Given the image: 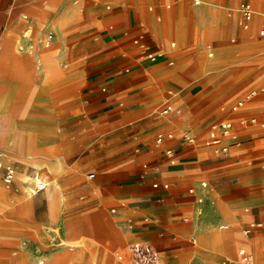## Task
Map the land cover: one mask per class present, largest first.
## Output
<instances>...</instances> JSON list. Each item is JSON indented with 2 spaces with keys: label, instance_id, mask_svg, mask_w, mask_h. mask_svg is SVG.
I'll list each match as a JSON object with an SVG mask.
<instances>
[{
  "label": "crops",
  "instance_id": "0c3cea01",
  "mask_svg": "<svg viewBox=\"0 0 264 264\" xmlns=\"http://www.w3.org/2000/svg\"><path fill=\"white\" fill-rule=\"evenodd\" d=\"M168 1L174 8L173 19L165 14L160 0H146L145 4L143 0H134L138 2V6L134 3L138 15V22H135L128 11L114 14L111 10L116 8L115 4L106 7L90 3L92 0H0V96L6 85L13 86L9 107L10 137L15 135L17 142L23 143L25 154L37 140L53 146L52 151L54 149L55 126L48 125L41 138L22 137L16 130L13 108L23 64L17 52L19 37L39 30L44 24L58 21L60 26L63 25V31L74 33L64 42L74 50L71 59L76 69L70 74V79L84 81V86L82 83L73 86L70 104L60 111V185L66 184L71 177H78V170L93 169L87 174L92 184L81 180L77 191L96 192L103 201H116L117 217L131 225L130 234L135 239L131 244H149L160 258L162 255V264L182 262L183 255L190 252L196 241L213 244L216 236L212 230L215 228L212 226L207 232L204 223L219 221L228 223L221 225V230L237 223L251 227L252 238L243 234L246 243L233 238L241 233L220 234L215 230L220 243L222 240L228 244L221 243L216 247L223 256V259H217L216 264H223L227 251L231 250H236L237 257L229 264L248 256L253 264H264V126L240 128L236 114L242 106L236 111L231 108L230 114L221 106L223 103L216 92L217 83L213 82V76L207 74L211 69L206 66L209 64L193 63L184 52H175L166 46L167 36L184 43L191 27L183 18L184 10L177 0ZM194 4L198 2L194 1ZM142 8L145 9L143 22L139 21ZM259 8V1H256L255 9ZM262 11L264 13V4ZM162 15L164 19H161ZM238 27L242 35L252 29L259 32L264 40V27L259 31L258 13L244 21L240 19ZM217 28V25L208 26L200 32V38L213 40L217 36ZM235 42L236 38H232L231 43ZM259 43L264 46V41ZM251 45L242 44L233 51L245 53L264 49L263 46ZM174 46V43L170 44V47ZM219 50L222 61L233 63L230 48ZM212 56V53L207 54L208 58ZM256 62L252 61L251 65L255 66ZM239 66L238 70L248 68L245 63ZM236 72L237 68L225 73L223 79ZM252 83L254 81L246 83L239 91ZM168 86L176 94L171 90L166 93ZM82 96L87 100L86 105L81 103ZM165 100L174 102L175 108L167 105L158 112ZM247 108L264 114V97L256 98ZM252 120L250 125L256 121ZM227 121L235 125L234 134L220 137L219 144L213 145L208 138L211 125ZM184 132L195 138L194 144L185 141L182 137ZM222 147H227V152H221ZM52 151L41 160L56 165ZM0 152L3 154L0 163L19 169V176L26 169L27 173L36 169L35 159L11 161L5 157L9 151L3 146H0ZM99 159L102 165L98 164ZM73 163L80 168L74 169ZM40 171L48 176L54 173L39 170L35 174L48 184L46 180L49 177L42 176ZM90 174L93 178H89ZM1 183L14 193L23 191L15 177L9 185ZM35 187L36 181L31 188L32 193H35ZM42 191L33 197L38 199L41 195L38 193ZM62 203L63 200L59 207ZM43 208L44 218L34 216L31 206L16 207L12 220L0 217V255L24 232L40 224V220L49 224L56 222L53 214L48 213L42 204ZM6 209L5 202L0 199L1 216ZM19 212L30 213L31 217L21 221ZM197 220L201 222L199 226ZM111 224L112 219L106 211L95 207L77 222L67 225L68 236L77 239L85 231L103 246L113 236ZM234 239L249 248L236 246ZM116 240L119 246L117 263H120V257L127 262L123 240L118 235ZM16 253L13 251L12 255ZM197 257L203 264L199 254ZM67 258L68 254L62 252L52 256L48 264H66ZM86 264H99V258L88 260Z\"/></svg>",
  "mask_w": 264,
  "mask_h": 264
},
{
  "label": "rangeland",
  "instance_id": "374dc122",
  "mask_svg": "<svg viewBox=\"0 0 264 264\" xmlns=\"http://www.w3.org/2000/svg\"><path fill=\"white\" fill-rule=\"evenodd\" d=\"M143 1L145 4L146 0ZM160 1L165 14L168 17L174 15V8L170 5L169 1ZM194 1H197L198 4L195 5ZM256 1H259V10L262 11L264 0H177L184 10L183 18L191 26L188 31L189 36L184 43L173 37L167 36L165 38V44L170 50L184 52L193 63L199 62L203 65H212L210 72L207 74L213 76V82L218 84H216V92L220 96V100L223 103L221 106L226 112H231V108L235 106L237 100L243 101L241 110L239 109L236 114L237 123L240 128H260L264 126V114L247 108L256 98L264 97V59H262L264 58V49H261V51H247L245 53H241L240 51L234 53L233 51V49H238L242 44H253L251 45L253 47L263 46L259 43V41H264L262 40L263 37L259 36V32H253L251 29L246 35H242L241 28L238 27L240 19L243 20L240 14L242 5L247 8L249 7L252 16L258 13L259 31L264 27V13L262 11V14H259V10L255 9ZM90 3L102 4L106 7L115 4L116 8L111 10L114 14H122L124 11H128L131 14L132 21L138 22L137 10L134 7V3L138 6V2H134V0H92ZM140 3L143 6L141 1ZM168 6L170 8H167ZM140 11L142 16L139 21L143 22L145 20V9L142 8ZM150 14L155 22V15L153 12ZM170 18L173 19L174 16ZM161 19H164L163 15ZM261 23L263 25L262 28ZM60 24L58 21H53L50 24H44L35 32H26L19 37L17 52L23 64L20 66V78L17 80L18 86L15 95V106L13 108L16 130L22 137H29L35 140L43 136L48 125L55 126L53 151V146L42 144L37 140L34 147L25 154L24 145H20L17 142L16 137H14L15 135L10 137L12 124L9 122V107L13 94V86L6 85L5 91L0 96V146L4 145L3 147L9 151V154L5 157L11 159V161H20L22 158L31 157L35 159V163H45L41 159L52 151V158L56 164V171L53 175L48 176L40 171L42 176L49 177L46 181H48V191L52 192L49 195L50 200H47V198L38 200L35 197L29 200L26 194H23V191L19 190L17 193H14L5 188L0 181V199L7 206L6 213L2 216L0 214V217L4 220H12L16 207L31 206L34 216L38 215L39 218H44L43 213L45 210L44 208L42 209L43 204L48 209V213L51 212L53 214V221L56 222H50L53 224H49L44 220H40V224L24 232L11 246L1 253L0 264H40V262L48 264L52 256H57L62 252L68 254L66 264H86L88 260L97 258H99V264H118L119 246L116 240L117 235L123 240L124 250L127 251L126 264H130L128 249L135 239L130 234L131 225L125 224L122 219L117 217V202L113 200L110 202L103 201L96 192L95 194H90L77 191L81 180L85 184H92L87 179V174L93 172V169L88 167L82 171L78 170V177H71L66 184L63 182L60 185L59 183L58 160L60 157V142L58 138L59 120L62 116L60 111L70 104L69 101L72 99L70 98V94L74 91L73 86L76 83H82L84 86V81L80 82L70 79V74L76 69L74 60L71 59L74 50L69 44L64 45V42L74 33L63 31L64 27L63 25L60 26ZM216 25L218 26V32L213 40L200 38L201 31H204L208 26L214 27ZM232 38H236L235 43H231ZM171 43H174L175 46L170 47ZM222 48L231 49L229 55L233 57V63L222 61V54L219 52V49ZM208 53H212L213 56L208 58ZM252 61H257L255 66L251 65ZM140 62L143 65L144 59ZM240 63H245L248 68L238 70L240 69ZM236 68L237 72L234 75L223 79L225 73ZM250 81H254V83L250 84L243 91H239L241 87ZM168 90L176 94V91L171 86L166 87V93ZM249 96L250 98L246 99ZM80 99L81 103L86 105L85 102L87 100L84 96ZM6 105L7 108H4ZM167 105L175 108L174 102L165 100L157 111L161 112ZM252 119L256 121L250 125L249 122ZM234 131L235 125L232 123V130L227 136L233 135ZM98 164L102 165L101 159H99ZM72 166L74 169L80 168L79 165H75L74 163ZM262 167H264V163ZM15 169V182H18L19 175L17 173L20 170ZM34 171L28 172V175L32 179L35 178ZM34 184L35 181L33 180L28 185V188H33ZM58 187L60 188V192ZM94 189H96V186ZM82 196L84 199L81 200L80 197ZM61 200H63V203L59 207ZM95 207L104 209L107 216L112 219L110 232L114 237H110L108 242L103 244V246L85 231L77 239L68 236L69 229L67 225L77 222L86 212ZM30 217V213L19 212L21 221H27ZM196 223L198 226L201 224L200 220H197ZM229 223L232 224L233 222L229 221ZM227 224L224 221H219L215 224L205 222L204 226L207 232L213 226L220 234L226 232H230L231 234L241 233L235 235L233 238L246 243L244 235L252 238L250 233L251 227L247 228L237 223L232 227L230 226L227 230L220 229L221 225ZM215 230H212L214 235L217 233ZM214 243L206 242L203 244L196 241V245L193 244L194 246L190 249V252L183 255V261L177 264H201L197 257L198 254L203 264H216L217 259H223V256L216 250L219 244L216 241ZM245 245L242 244V247L248 249L249 247L247 245L245 247ZM13 251L17 253L12 255ZM240 252H243V250ZM236 257V250L227 251L223 264H229V261L236 259ZM118 260L120 261L119 264H125L124 258L120 257ZM161 261L162 255L158 264H162Z\"/></svg>",
  "mask_w": 264,
  "mask_h": 264
},
{
  "label": "built area",
  "instance_id": "2783aa9c",
  "mask_svg": "<svg viewBox=\"0 0 264 264\" xmlns=\"http://www.w3.org/2000/svg\"><path fill=\"white\" fill-rule=\"evenodd\" d=\"M240 14L243 20H246L250 17L248 8L245 7L244 5H242L240 8ZM149 57L152 58V56ZM249 97H247L246 99H248ZM242 103L243 101L241 100L238 101L235 104V106L232 107L233 111H236L239 107H241ZM254 121L255 120H252V122ZM231 125L232 124L228 121L216 125L215 124L211 125L208 133V138L210 142L213 145H218L220 141V137L225 136L227 134V132L231 128ZM182 137L189 144L195 143V138L188 132H184L182 134ZM220 150L221 152H227V147H222L220 148ZM14 177H15V169L11 166H3L0 163V180L4 184L9 185L13 182ZM35 178H36V187L34 189V192L36 193L44 189L45 182L39 179L38 177ZM89 178H93V175L90 174ZM129 259H130V264H158L160 261V256L158 252L155 249H153L149 244L143 242H135L131 244L129 247ZM233 264H253V261L250 257H247L244 260Z\"/></svg>",
  "mask_w": 264,
  "mask_h": 264
},
{
  "label": "bare ground",
  "instance_id": "6f19581e",
  "mask_svg": "<svg viewBox=\"0 0 264 264\" xmlns=\"http://www.w3.org/2000/svg\"><path fill=\"white\" fill-rule=\"evenodd\" d=\"M248 11H249V13H250V15H251V10L249 9V7H248ZM259 14H262V11L261 10H259ZM207 67H211L212 65L210 64V65H206ZM250 98V97H249ZM1 104V103H0ZM242 105H243V103H242ZM3 117V116H2ZM10 122V121H9ZM216 124H218V123H215V125ZM232 124V123H231ZM213 125V124H212ZM232 130V125H231V128L229 129V131L227 132V134L225 135V136H227L229 133H230V131ZM7 131V130H6ZM19 143V142H18ZM20 145H23V143H19ZM2 145V144H1ZM7 145V144H6ZM10 145V144H9ZM26 145V144H25ZM4 146V145H3ZM12 148V147H11ZM24 148V147H23ZM34 150V149H33ZM25 152V151H24ZM0 156H3V154L0 152ZM6 156V155H5ZM36 156V155H35ZM33 157V156H32ZM28 158H31V157H28ZM11 160V159H10ZM35 164H37L36 165V169H35V171H34V173L36 174V171H39V170H45L46 171V173L47 174H51V173H54L56 170H55V165H49V164H47V163H44V162H41V163H35ZM27 170L28 169H26V171L23 173V174H21L19 177H18V179H19V181H18V185L21 187V189L23 190V192H26V195H27V197L28 198H32L33 196H35V195H37V192L36 193H32V190L30 189V188H28V186L27 185H29L30 184V182H32L33 180L34 181H36V178H31L29 175H28V173H27ZM33 174V173H32ZM46 185H47V187H48V184H46V182H45V186H44V189H43V191H42V193H44L43 195H42V193H41V195L38 197V200H40V199H44V198H47V200H50L51 198L49 197V195L52 193V192H50V191H48V188L46 187ZM46 187V188H45ZM37 199V198H36ZM30 200V199H29ZM216 238H215V241L218 243V244H223V245H228L225 241L223 242L222 240H221V243H220V238L218 237V234L216 233ZM222 237V236H221ZM234 243H235V245L236 246H242V243H240L239 241H237V240H235L234 239ZM215 244V243H214ZM231 244L233 245V243L231 242ZM216 245V244H215ZM231 245V246H232ZM212 246V245H211ZM245 247H246V245H245ZM247 247H248V245H247ZM208 249H210V248H208ZM126 263V262H125Z\"/></svg>",
  "mask_w": 264,
  "mask_h": 264
}]
</instances>
